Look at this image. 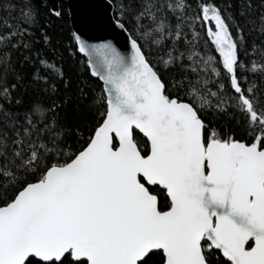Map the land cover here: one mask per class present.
Segmentation results:
<instances>
[{
	"label": "snow or ice",
	"instance_id": "6c2138e0",
	"mask_svg": "<svg viewBox=\"0 0 264 264\" xmlns=\"http://www.w3.org/2000/svg\"><path fill=\"white\" fill-rule=\"evenodd\" d=\"M21 3L0 4V264H264V0H118L127 51L74 33L102 81L86 137L38 46L61 9Z\"/></svg>",
	"mask_w": 264,
	"mask_h": 264
},
{
	"label": "trees",
	"instance_id": "16d2710c",
	"mask_svg": "<svg viewBox=\"0 0 264 264\" xmlns=\"http://www.w3.org/2000/svg\"><path fill=\"white\" fill-rule=\"evenodd\" d=\"M111 1L114 5L118 3V0ZM3 2L4 0H0V4ZM9 2L17 4L12 15L18 16L22 6L21 0H9ZM34 2L40 6L44 5L36 0ZM60 9L62 12L61 18L51 17L50 24L42 25L49 34L51 43L46 46L43 44L38 46L41 48L42 58L49 63H55L57 67H62L66 74V79L69 81L68 86H61L59 92V98L65 101L61 110L63 121L69 126L79 125L86 137L88 134L87 129L95 122L97 108L99 107L98 105L92 106L90 102L100 96L102 83L98 78L92 76L87 60L78 51L70 25L68 8L65 5H61ZM41 11L43 13L41 20L44 21L47 16V8L41 7ZM4 14L6 13L0 8V15ZM163 54L164 51L160 49L151 53L154 62ZM17 68L25 74H32L37 70H39L41 75L44 74L43 65L39 64L18 63ZM81 90L87 94V100L83 97ZM26 99L47 103L50 97L33 89ZM205 118L213 120L214 126L218 128L226 125L229 129L235 130L238 137L243 135L242 129L237 126L235 120H231L227 116H216L209 113Z\"/></svg>",
	"mask_w": 264,
	"mask_h": 264
},
{
	"label": "water",
	"instance_id": "95a60500",
	"mask_svg": "<svg viewBox=\"0 0 264 264\" xmlns=\"http://www.w3.org/2000/svg\"><path fill=\"white\" fill-rule=\"evenodd\" d=\"M36 1L40 4H56L58 7L65 5L69 11L70 25L73 33L81 35L88 43L111 42L121 51H127L126 34L115 28L110 19L113 16L114 6L111 0ZM80 54L88 63V57L83 53Z\"/></svg>",
	"mask_w": 264,
	"mask_h": 264
}]
</instances>
